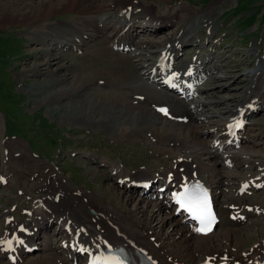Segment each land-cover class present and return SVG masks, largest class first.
<instances>
[{
	"label": "rangeland",
	"instance_id": "obj_1",
	"mask_svg": "<svg viewBox=\"0 0 264 264\" xmlns=\"http://www.w3.org/2000/svg\"><path fill=\"white\" fill-rule=\"evenodd\" d=\"M32 1L34 0H0V20L8 16L10 11L20 16L28 13ZM42 1L44 3L47 0ZM60 1L57 0V2ZM109 1L113 2L115 0H100L96 4V17L105 14ZM37 2L39 1L37 0ZM137 3L156 6L146 7L169 21L166 26L155 24L154 29L159 30L149 31L146 36L142 34V28L138 27L142 23L139 21L135 23L137 32L142 35L138 36L137 40L145 37L150 38L156 41L158 46H161L162 41L173 35H178L198 14L205 13L204 15L214 18L211 22V28L213 33L216 34L217 48H215V45L209 44L198 51L200 46L187 44L182 48L183 53L181 55L184 59L191 60L196 53L202 54L203 51L209 52L216 49L218 57L214 64L208 65L209 67L214 66L216 70L218 68L214 75L215 79H211L213 80L211 85L218 90L216 95L218 97L215 98L218 101L215 104L218 105V109L213 112L217 114L219 111V113L216 115L217 117L212 118L220 120L222 116L230 113L227 110L236 99L253 93V90L249 87V81L261 65L255 67L256 57L252 56L253 51L250 50L254 45L259 50L256 41L260 43V39L257 38H261L260 46L264 53V0H138ZM137 3L134 6L140 5L143 7L142 4L138 5ZM170 13L175 14L171 15ZM84 16L86 15L64 11L51 15L44 20L31 21V24L0 25V172L8 175L9 179V184H0V234L6 225L8 228V224L3 223V217L4 215L8 216L10 213L14 214L17 221H33L35 223L32 215L28 216L23 209L33 207L37 213H41L40 206L34 207L36 206L33 202L35 196L38 195L37 197L41 198L47 196L48 199H52V196L54 197L60 192V186L58 188L56 186V180L60 178L59 180H62L64 184L73 190L75 189L74 192L81 196L78 212L68 209L69 216L74 219V223L76 224L75 221L80 218H85L84 221H90L92 219L90 208L98 207L97 209L103 211L108 217L106 219L102 216V220H99L98 223L109 238L112 237L113 230H115L108 224L110 222L116 224L120 229L123 228L122 230L129 227L142 228L146 230L147 238L153 237L154 239V237H157L161 239L164 250H168L173 257L184 260L188 264H202L204 256H208L213 250L224 249L225 253L222 252L221 255L230 252L229 254L233 253L240 256V258L249 254L246 253L242 256L246 251L254 252L253 248L260 247L263 250L264 188L251 194L238 196L241 201L236 200L238 204L246 203L251 206L263 207L261 213H255L251 209L246 221H241V224L239 222L227 225L222 220L221 224L218 223L215 228L216 231L214 230L210 236L190 235V231L188 233L174 226V221L178 220L180 216L173 214L172 207L160 212L155 207L159 203L157 198L149 199L148 197V199H145L142 191L128 189L125 184L117 183V179L118 175L119 178L127 174L128 176L143 174L146 177H151L161 172L166 173L174 170V163H179L178 161L182 157L189 159L193 157L194 161L210 167H202V171L207 174L211 183L214 182L212 184L215 186L214 192L218 196L216 201L218 212L220 211L219 208L224 209V205L226 206L229 201L231 202L233 198H236L234 195H237V189L235 193L233 192L242 179L249 175L256 176L255 174L264 176V111L256 110L248 119L251 122L247 128L248 133H253V137H257V139L255 142L241 144L243 149L239 152L244 151V154L237 153L242 157H233L234 165L227 167L224 165L222 158L207 153L208 143L212 137L210 135L205 137L204 135L210 133V131H205L204 123L199 126L195 120L189 119L182 126H194L197 133L196 140H191L187 132L175 134V136L169 133L167 136L162 135L165 136L162 137L160 135L163 133L162 129H150L152 130L151 133L147 132L149 130L143 129L142 133H135L130 136L126 134V131L120 134H111L109 129L100 122L103 120H106L109 124L118 122L120 108L124 106L128 108V104H131V108L134 110H140L141 107L153 109L151 104L130 103V91H126V93L120 89L103 87L104 81L102 80L103 82L100 85L103 88L90 89L89 92L91 93L81 92L72 95L70 99L41 103L42 99L47 97L49 92L53 90L54 85L46 83V86H42L45 81L43 76L26 75L23 79L18 78L19 74L26 70L27 65L44 57L45 54L42 50L32 51L34 47L39 48V43L31 39L28 34L31 31V26L61 23L75 24L76 20H81ZM108 32L98 38H101L100 44L102 45L100 47L111 43V39L107 36ZM202 35L201 43L203 45L206 43L208 34L205 32ZM56 51L55 54L57 55L58 52ZM72 51V53L62 55L61 63H69L73 75L91 77L96 74L95 68L88 67V60H91V58L87 53L82 55L80 54L81 50L75 51L73 49ZM207 55H210V53ZM97 57L108 61V58L102 56L101 53H98ZM260 57H262L261 54ZM96 58L95 63L98 62V58ZM230 60L231 62H229ZM181 61L183 62V59ZM80 62L81 65H78ZM191 62L188 61L185 64L189 65ZM103 64L109 67L112 66L111 64L117 65L113 62H108V65ZM136 75L139 76V73H136ZM149 84L145 83L144 86L148 85L150 88ZM110 90H113V93ZM115 96L129 102L125 105L121 100H118L120 103L114 102L113 98ZM98 98L107 104L115 103L116 108L111 117H106L100 110H97L92 115L93 120L96 121L93 125L65 122L63 120L67 114L66 105L72 104L75 106V104L82 101L86 104L91 99ZM142 98L145 101L144 96L139 99ZM245 100H248V98H242L241 104ZM208 111V108L205 109V112ZM80 113L75 115L82 122L83 116ZM208 116H210V113H208ZM212 121L214 123L215 120ZM6 134L10 137H6ZM153 135L160 136L165 141L172 140L173 145L170 144V141L161 142V139H156ZM5 137L8 139L4 140ZM186 140L194 142L197 146L191 147V143L187 145ZM13 142H19L22 150ZM6 144H9V148H5ZM203 147H206V149ZM4 148L8 152L10 151L9 156L2 153ZM15 152L21 153L14 155ZM114 169H118L120 172L118 173ZM52 177H56L53 187L45 192L43 187H45L48 180H52ZM226 181L228 182L224 184ZM17 189H21L23 192L17 193ZM218 191H222V193L217 194ZM47 192L51 197L47 195ZM62 198V200L65 201L66 198L68 201L67 193L63 194ZM55 202H52V205L60 204L59 199ZM14 204H16V207L12 210L11 205ZM51 212H53L52 208ZM55 213H57V210ZM223 216H226V213ZM220 218L222 219L221 216ZM51 219L55 218L47 216V218L43 217L40 220L46 223L45 227H48ZM93 223L92 226L98 225L97 220ZM30 225L32 226V223ZM55 225L48 227L50 230H38L36 240H38L37 244L41 249L25 255L24 264H54L57 257L67 259V253H61V249L55 242L54 228L57 226ZM38 227L40 228L39 224ZM0 264H9L4 255H0Z\"/></svg>",
	"mask_w": 264,
	"mask_h": 264
},
{
	"label": "bare ground",
	"instance_id": "obj_2",
	"mask_svg": "<svg viewBox=\"0 0 264 264\" xmlns=\"http://www.w3.org/2000/svg\"><path fill=\"white\" fill-rule=\"evenodd\" d=\"M38 1L39 2H37V0H34L32 1V3L30 2L32 6L29 12L26 14H22L21 16L14 14L12 13V11H10L8 16L1 18L0 25L9 26L10 24H29L31 21L36 22L39 20H44L49 18V16L51 15H54L56 13L58 14L59 12L64 11H72L78 14L86 15L83 19L76 20L75 24L61 23L31 26V31L28 34L30 35L31 39L39 43V48L34 47L32 51L35 52L36 50H42L45 52V54L44 57H41L35 60L33 63L27 65L26 70L19 74L18 78L23 79V77H25L26 75L43 76L45 81L42 83V86H46V83L54 85L53 90L49 92V95L47 97L42 99L41 103L56 102L63 99H70V97L74 94H79L81 92H89L90 89H101L107 86L109 89H120L124 92L130 91V103H147L148 105L152 104L153 107V109L141 107L140 110H134L131 108V104H128V108H126L125 106L123 108H120L118 112V122H115L114 124H109L106 120L100 122L101 124L106 126L109 129V132L113 135L118 133L120 134L126 131V134L130 136L135 133H142L141 131L143 129L149 130L147 131L148 133L152 132V130L150 129H162L163 133L160 134L161 136H167L169 133H171L172 136H175V134H182L187 132L188 137L191 138V140H196L195 136L197 135V133L194 130V126H182L184 125V123L182 121L177 120L180 117L184 118L186 116H189L190 119H193L196 122L198 121L199 123H204L203 127H205V131H210V129L213 128L214 123L212 120H208V113L203 114L200 108L204 110H207V108L209 109L212 101L217 104L218 101H216L215 98L218 97L216 96L218 90L215 89L216 87L213 88L211 82H202V77L204 73H207L209 71L213 72L215 75L218 68L216 70L214 66L209 67L208 65H205V60H201L199 58H196L192 62L189 61L191 62L189 63V65L183 63L179 59L182 55V47L190 43L197 44V30L203 24L208 25L209 22L214 19L213 17L204 15L205 13H202L201 15L198 14L199 16L197 15L196 18L194 17L195 19L192 18L193 21L188 24V26L185 27L184 30L178 33V35H171L172 37L162 41L161 46H158L157 42L150 38L148 39L145 37L143 39L140 38L137 40L138 36L142 35H139V32H137L138 30L135 28V23L139 18H147L146 20L143 19V22H146V24H144L143 26H139V28H142V34L144 36H146L149 31L159 30L158 28V30L154 29L155 24H163L164 26L168 24L169 21L166 18L155 14L150 8L146 7L154 6L152 4L144 5L143 3H137L138 0H115L113 2L109 1L106 7L107 11L105 12V14L101 17H96V4L100 0H61L60 2H57V0H47L44 3L42 0ZM135 3H137L138 5L142 4L143 7H141L140 5L134 6ZM136 8L142 9L137 10ZM208 30L211 32V29ZM106 32H108L107 36L111 39V43L109 45H104L103 47H100L102 45L100 44L101 38H98ZM73 49L75 51L81 50L80 54L84 55V53H87L90 56L91 60H88V67L95 68L96 74H93L91 77L87 75L83 77H81L80 75H73L71 72L72 67L70 66V64L61 63L62 55L72 53ZM55 51L58 52L57 55L55 54ZM250 51L257 53L258 47L254 45ZM98 53H101L102 56L107 57L108 61H105L103 58L97 57L98 62L95 63L94 61ZM161 56H163L162 58L165 59L164 65H162V60H160ZM207 57H211V54L207 55ZM101 62L107 65L108 62H113L117 65L111 64L113 67H109ZM78 65H81V62ZM190 68H192L191 75L188 74ZM263 69L264 65H261L260 68L256 70L254 72V75L250 78L251 83L255 82L256 80H259L256 84L259 85L258 88L260 90L264 89ZM163 70H166V74L164 75L165 77L176 73V76L172 78V82L176 83L175 89L167 88L164 84H162L161 73L163 72ZM136 73H139V76H137ZM102 80L104 81L103 87L102 85H100L103 82ZM149 81L152 82L150 83V88L148 85L144 86V84H148ZM172 90H175L176 92L173 93ZM194 94H196V96H193ZM143 96L145 101H143V98L141 100L139 99ZM211 96L212 98L214 97L213 100L212 98H210ZM99 99L100 98L91 99L90 101L87 100L89 102L86 104L82 101L79 104H75V106H73L72 104L66 105L67 114L63 120L65 122H76L82 123L84 125H93V123H95L96 121L93 120L92 115L97 110H100V112L104 116L111 117L114 113V109L116 108L114 105L115 101L118 102V100H121L124 105L125 103L129 102H125L123 101V99H120L117 96L113 98L114 102H112L111 104L104 103ZM185 102L190 104V106L184 105ZM155 106H164L168 108V113L172 115V119L168 121V119L164 118L159 111L155 110ZM238 108L241 109L242 112H246L247 115V112L254 111V109L257 107H254L253 104H241L238 106ZM79 112H81L80 115L83 116L82 122H80L75 115ZM226 119V117H222L219 120L220 125L224 123ZM167 122H169L168 125ZM198 133L200 134V132ZM153 137L159 140L161 139V142L170 141V144L173 145L172 140L165 141L160 136L156 135H153ZM238 138L241 142L240 136H238ZM13 143H16V146L20 147L22 150V147L20 146L19 142ZM188 143H191V147L197 146L194 142H189L188 140H186L187 145ZM238 143L239 142L227 143L225 141L219 144L217 141H215L213 143L212 148L208 146L207 153H210L215 157L223 154L226 155V158H230L235 153L244 154V151L239 152L241 149H243L242 147L238 150L236 149V144ZM5 148H9V144H6ZM204 149H206V147ZM9 153L10 151H7V154ZM20 153L21 152H19V154ZM245 154L249 155L248 153ZM176 167L181 171L189 172V176L191 178L201 181L204 186L208 189L209 193L212 194L211 188L213 187V185H211L207 174L202 171V167H210L206 166L205 164H202L201 162L194 161L193 157H191L190 159L182 157L179 163H176ZM192 173H195L197 175L193 177ZM122 177L124 176H121L120 178ZM130 177V180H149L153 178V176L146 177V175L143 174L138 176L130 175ZM255 177H257V175L252 176L250 178L254 179ZM56 181H58L59 183L57 185V188L60 186V192L54 197L52 196V199H54L53 201L59 199L60 204L51 205L48 203H44V213H37L35 215L36 223L34 224V226L38 227L39 224L40 228L45 227L46 223H44V221H41L40 219L43 217L47 218V216H53L55 218L51 219L50 222L54 220L56 222L57 220V224L58 226H60L59 229L65 230V227L67 226L69 230L67 232V235L70 237L67 242L74 241L75 243H77L75 244L74 251H72L71 254L73 255L74 260L78 259L79 253L76 252V248H78V246L81 245V249L91 250L92 252L100 253L104 250L106 246L105 241H108L112 247H116L118 245L124 246L128 251L130 257L135 261H138V254L141 249H149V251L153 253L156 257H158L163 264H171L175 261L174 257L171 255V252H169L168 250H164L161 239L154 237V241H151V237L147 238L148 236H146V230L142 228L129 227L124 228V230H122L123 228L119 229L118 227H115L116 232L112 235L110 240L105 238V235H103L104 239H99L98 235L102 234L103 230L100 227L98 221L101 220L102 216H104V213L98 210V207H91L93 208V210H96H94L95 213H92L91 216L89 215L90 217H92L90 221H84L85 218H80L79 220L75 221L77 224L76 225L73 221L74 219L70 218L68 214V209H72L74 211L76 210L78 212L81 196L79 194H76L71 188L65 186L66 184L64 185L62 180L58 179ZM227 182L228 181L224 182V184H226ZM6 183H9L8 180L6 181ZM65 193H67L69 202H65L64 200H62L63 194ZM165 195L166 194L164 193L163 195H160L164 203L159 202L157 206L155 205V207H157L160 212H162V210L168 209L169 206V199H166L164 197ZM150 196L153 197V195ZM234 196L236 198H233L231 202L227 201L228 204L230 203L229 205H224V209L222 210L219 208V217L221 216L222 219H220L218 223L223 220L225 223H227V225L237 224L240 222L238 218L239 214H244L246 216V211L239 212L238 215L235 213V209L239 208L235 207L236 204H238L236 200L240 199L238 195ZM144 198L148 199L146 195L144 196ZM39 202L41 203L42 199ZM54 206L58 207L59 210H61V213L59 215L50 214L51 208ZM225 213L226 216H223ZM96 220L98 225L92 226L91 224H94L93 222H96ZM218 223L215 225L213 231L217 227ZM109 224L113 223L110 222ZM21 225L25 227V224ZM174 226H176L179 230H184L188 233L192 229L190 225H186L184 223V219L181 214L179 219L174 221ZM45 228L48 229V227ZM82 228H84L85 230H82ZM212 232L207 234V236H210ZM1 245L4 246V243H2ZM253 250L254 252L246 254L245 257L241 258L240 264H264V255L260 247ZM6 251H8V249H5L3 247V249L0 250V253L6 255ZM222 252L225 253V251ZM229 253L227 255L231 256L232 254ZM7 254H10V251H8ZM20 256L21 255H18V259ZM208 256H212L214 259L217 258V251L213 250L211 253L208 254ZM219 256H221V254H219ZM220 260L221 258H218L216 261L213 262L217 263ZM56 261L57 264H74V262L71 261L67 262L59 259H57Z\"/></svg>",
	"mask_w": 264,
	"mask_h": 264
},
{
	"label": "snow or ice",
	"instance_id": "obj_3",
	"mask_svg": "<svg viewBox=\"0 0 264 264\" xmlns=\"http://www.w3.org/2000/svg\"><path fill=\"white\" fill-rule=\"evenodd\" d=\"M162 111L166 112L167 110L162 109ZM177 200L182 207H185L189 212L193 213L194 218L200 220L202 225L208 222V227L210 228L211 222L214 221V216L211 212L210 203L208 201L206 193H195L189 195L186 190L184 194L177 197ZM201 230L202 229H197V231ZM94 264H112V262L108 260L98 259L94 262ZM115 264H122V262L116 261Z\"/></svg>",
	"mask_w": 264,
	"mask_h": 264
}]
</instances>
